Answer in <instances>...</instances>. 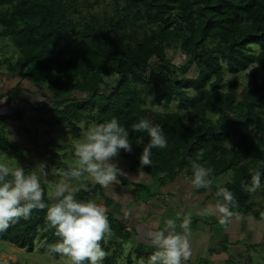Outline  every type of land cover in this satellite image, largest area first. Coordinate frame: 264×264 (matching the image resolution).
Returning <instances> with one entry per match:
<instances>
[{
    "label": "trees",
    "instance_id": "trees-1",
    "mask_svg": "<svg viewBox=\"0 0 264 264\" xmlns=\"http://www.w3.org/2000/svg\"><path fill=\"white\" fill-rule=\"evenodd\" d=\"M195 17L191 9L184 6L183 17L188 30L193 34L184 38L189 58L180 66L170 65L164 58L161 43L172 36L167 29L171 22L162 21L157 41L145 40L125 43L120 29L113 23H100L94 18L87 21H71L59 0H0V26L19 49L18 71L23 75L47 83L49 95L46 102L37 106L55 116L54 123L71 125V133L78 128L73 125L81 120L102 123L116 117L129 130L132 151L130 172L146 175L148 182L138 179L133 182L136 199L146 202L158 194V184L170 183L185 170L192 176V162L212 169L211 179L231 172L230 181L211 186V197L219 187L230 190L235 197L231 212L236 216L250 214L256 220H264L263 205L253 209L242 188L249 183L255 171L264 172V148L255 141L249 125L264 133V121L252 116L253 110L264 102V76L252 84L243 100L237 101L230 92L220 91L218 83L223 76L222 63L226 62L233 81L238 72L256 64L264 72V0H198ZM206 40L215 44L206 52H197ZM251 46L258 47L254 53ZM194 65L196 75L186 76L189 66ZM179 70H182L180 73ZM115 75L113 83L103 81L105 76ZM16 88L0 95L13 99ZM83 92L86 95H76ZM160 110L145 107V102ZM176 101L177 111L169 108ZM97 108L96 111L93 109ZM180 112H189L184 119ZM20 120L24 112L17 111ZM13 115H0V121L13 119ZM215 116L212 118L211 116ZM141 118L159 124L167 138V148L153 149L151 165L140 168L139 157L148 138L142 133L131 132V125ZM39 122L47 123L42 116ZM238 138L235 146H227L232 138ZM0 150L19 162L26 156L19 147L7 139L0 128ZM254 153L251 162L245 160ZM59 169H67L63 163L52 161ZM142 171V172H141ZM121 185L127 178L118 176ZM264 184V176L261 178ZM45 202L48 200L45 186ZM81 190L77 198L96 192L108 200L100 186ZM46 210H34L28 220L21 219L8 230L0 233V242L32 250L39 241L41 252L49 251V245L57 242L54 230H48L45 222ZM110 234L120 227L113 225L108 216ZM111 223V224H110ZM141 223V219H139ZM127 234V233H125ZM142 237V236H141ZM137 246V258L147 259L156 250L148 238L142 237ZM143 247H149V251ZM108 252V249H104ZM57 256V254L52 253ZM116 250L108 254L103 264H114ZM2 264H25L6 261ZM234 264V263H230Z\"/></svg>",
    "mask_w": 264,
    "mask_h": 264
},
{
    "label": "rangeland",
    "instance_id": "rangeland-1",
    "mask_svg": "<svg viewBox=\"0 0 264 264\" xmlns=\"http://www.w3.org/2000/svg\"><path fill=\"white\" fill-rule=\"evenodd\" d=\"M62 8L71 21H87L90 18L100 23H113L120 30L125 43L133 44L137 40H145L152 44L157 41L162 21L171 22L167 31L173 34L170 39L161 43L165 60L172 66H180L189 58L188 47L184 38L193 36L183 20L184 6L191 9L195 17V10L199 6L198 0H59ZM7 5H0L5 9ZM215 42L206 40L198 46L197 52H206L214 46ZM254 53L258 47L251 46ZM21 55L19 49L6 36L0 26V95L8 89L15 87L16 95L13 99H0V115H13L23 111L20 120L15 118L4 122L0 121V128L8 140L15 143L26 156V161L19 162L8 153L10 162L24 167L26 170H35L42 177L48 197V184L43 181L58 182L59 170L52 161L69 166L74 161L73 141L81 137L78 123H73L78 128L76 135L71 133V125L67 123H54L55 116L49 113L36 111L35 108L46 102L49 95L47 83L41 82L18 71L17 62ZM222 63L223 76L218 83L220 91L230 92L237 101L243 100L255 82H260L264 72L256 65L251 64L244 71L236 74L228 72L226 62ZM186 76L194 77L196 68L189 66ZM182 70H179L180 73ZM115 75L103 77V81L113 83ZM76 95L84 97L86 94L79 92ZM145 107L157 111L159 107H152L147 101ZM94 111L97 108L93 109ZM170 112L177 111L176 101L169 108ZM186 119L190 113L180 112ZM43 117L47 123L39 122ZM252 116L264 121V102L253 110ZM215 118V116H211ZM92 123V121H88ZM249 130L255 141H260L264 148V133L257 130L252 123ZM238 138L232 137L227 146H235ZM63 142V143H62ZM121 150L113 162L121 169L122 175L127 178V184L122 186L118 177L116 182L103 188L108 198L105 200L99 192L85 196V200L93 198L104 209L105 215L112 217L113 225H119L114 230V236H106L100 241L103 249H108V254L116 250L118 257L114 264H136L137 246L142 237L148 238L151 243L150 233L164 228L165 221L175 218L177 211L185 214L191 213L189 226V242L191 255L186 264H264V220H256L250 214L236 216L232 213L225 224L219 223L218 214L212 216L200 215L201 209L215 205L217 199L211 197V188L199 190L190 184L191 176L182 170L177 178L170 183L158 184L159 193L146 202L136 199L134 181L142 179L149 181L148 176L130 172L132 159L123 156ZM254 153L245 162H251ZM45 166L44 172L41 165ZM232 178L231 172L216 177L212 186L222 185ZM89 186L95 187L89 182ZM254 193L246 194L253 209L258 210L262 205V188ZM141 219V223H139ZM179 223V221H178ZM111 224V223H110ZM127 233V234H125ZM142 236V237H141ZM39 241H36L32 250L20 248L7 242H0V264L6 261L25 264H68L67 260L55 256L49 251L39 250ZM205 245L206 248H205ZM149 251V247H143ZM136 258V260L133 259Z\"/></svg>",
    "mask_w": 264,
    "mask_h": 264
},
{
    "label": "clouds",
    "instance_id": "clouds-1",
    "mask_svg": "<svg viewBox=\"0 0 264 264\" xmlns=\"http://www.w3.org/2000/svg\"><path fill=\"white\" fill-rule=\"evenodd\" d=\"M81 137L73 141L74 161L68 168L57 171L58 182L48 184V200L45 202L42 177L35 170H26L10 162L7 154H0V233L8 230L21 219L28 220L34 210H46L45 222L48 230H54L57 242L49 245V254L55 253L68 264H103L108 253L100 241L110 234V225L104 209L95 199L81 200L77 193L89 190V182L107 188L122 175L113 162L120 151H132L129 130L116 117L102 123H78ZM131 132L145 134L148 138L139 157L140 168L150 166L153 149L167 148V138L159 124L141 118L131 125ZM63 143V142H62ZM41 166L44 172L45 166ZM142 172V171H141ZM212 169L192 162L191 186L199 190L213 185ZM46 176V172H44ZM264 172L255 171L249 183L242 188L254 193L262 187ZM215 205L201 209L200 215H217L219 223L225 224L231 217V206L235 205L233 193L219 187L215 193ZM179 221V223H178ZM191 213L177 211L175 218L165 221L164 228L150 233L155 251L147 259L140 258L136 264H186L191 255L189 226Z\"/></svg>",
    "mask_w": 264,
    "mask_h": 264
},
{
    "label": "crops",
    "instance_id": "crops-1",
    "mask_svg": "<svg viewBox=\"0 0 264 264\" xmlns=\"http://www.w3.org/2000/svg\"><path fill=\"white\" fill-rule=\"evenodd\" d=\"M207 245H205V248H206Z\"/></svg>",
    "mask_w": 264,
    "mask_h": 264
}]
</instances>
